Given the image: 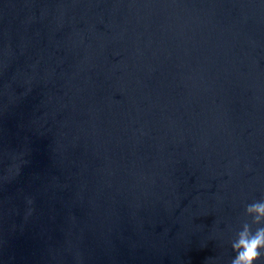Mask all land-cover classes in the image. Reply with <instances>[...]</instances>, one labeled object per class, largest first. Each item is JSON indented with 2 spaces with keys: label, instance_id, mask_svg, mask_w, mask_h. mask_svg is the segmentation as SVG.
Returning a JSON list of instances; mask_svg holds the SVG:
<instances>
[{
  "label": "water",
  "instance_id": "95a60500",
  "mask_svg": "<svg viewBox=\"0 0 264 264\" xmlns=\"http://www.w3.org/2000/svg\"><path fill=\"white\" fill-rule=\"evenodd\" d=\"M260 200L264 0H0V264H231Z\"/></svg>",
  "mask_w": 264,
  "mask_h": 264
},
{
  "label": "clouds",
  "instance_id": "9594fccd",
  "mask_svg": "<svg viewBox=\"0 0 264 264\" xmlns=\"http://www.w3.org/2000/svg\"><path fill=\"white\" fill-rule=\"evenodd\" d=\"M246 213L251 222H244L232 240L236 254L231 264H261L264 257V200L248 204Z\"/></svg>",
  "mask_w": 264,
  "mask_h": 264
}]
</instances>
